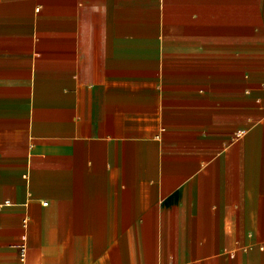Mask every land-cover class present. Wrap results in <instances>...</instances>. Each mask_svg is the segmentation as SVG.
<instances>
[{"label": "crops", "instance_id": "1", "mask_svg": "<svg viewBox=\"0 0 264 264\" xmlns=\"http://www.w3.org/2000/svg\"><path fill=\"white\" fill-rule=\"evenodd\" d=\"M0 264H264V0H0Z\"/></svg>", "mask_w": 264, "mask_h": 264}, {"label": "built area", "instance_id": "2", "mask_svg": "<svg viewBox=\"0 0 264 264\" xmlns=\"http://www.w3.org/2000/svg\"><path fill=\"white\" fill-rule=\"evenodd\" d=\"M5 204H8L9 201L8 200H5L4 202ZM45 204V203H44ZM24 252H25V247L24 246H20V253H21V257L24 256Z\"/></svg>", "mask_w": 264, "mask_h": 264}]
</instances>
